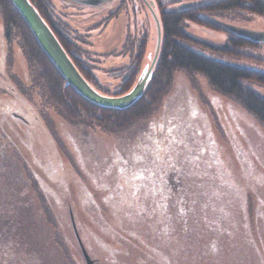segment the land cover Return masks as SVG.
I'll list each match as a JSON object with an SVG mask.
<instances>
[{
    "label": "rangeland",
    "instance_id": "1",
    "mask_svg": "<svg viewBox=\"0 0 264 264\" xmlns=\"http://www.w3.org/2000/svg\"><path fill=\"white\" fill-rule=\"evenodd\" d=\"M197 1L216 0H162L169 10ZM48 2L108 95L119 93L118 76L133 65L131 42L136 49L145 41L138 73L150 63L155 0L98 8ZM242 17L221 20L264 33V18ZM187 25L195 39L227 40L215 28ZM4 32L0 15V218L19 236L0 264H85L71 217L93 264H264V126L202 77L182 72L150 119L132 128L113 134L69 125L34 89L18 43ZM246 52L264 57V47ZM252 86L264 96V87Z\"/></svg>",
    "mask_w": 264,
    "mask_h": 264
},
{
    "label": "trees",
    "instance_id": "2",
    "mask_svg": "<svg viewBox=\"0 0 264 264\" xmlns=\"http://www.w3.org/2000/svg\"><path fill=\"white\" fill-rule=\"evenodd\" d=\"M155 1L159 8L161 27L158 58L152 78L142 97L123 111L95 106L80 97L71 87H66L64 79L42 52L9 0H0V15L6 39L10 42L9 37L12 36L16 40L30 66L34 89L46 98L49 106L69 125H79L88 130L100 129L113 134L132 128L150 119L170 91L173 75L182 72L191 78L202 77L214 92L237 104L264 126V96L257 93L252 86L255 84L264 87V69L235 62L247 59L264 65V57H252L246 52L248 48L259 49L264 47V44L251 41L218 26L221 22L228 24L223 22L222 18L234 21L243 18V14L264 18V0L197 1L179 3L172 10L166 8L170 3ZM29 2L48 25L83 78L101 94L112 96L98 86L89 70L84 67L81 61L82 51L59 28L62 24L53 20L48 0H29ZM188 22L207 25L222 31L226 34L227 40L221 45H213L195 39L186 32ZM62 28L67 31L64 25ZM144 47L145 41H142L136 49L131 42L130 47L126 49L129 53L135 52L134 62L127 74L122 75L121 72L118 76L121 78V86L119 93L114 96L123 95L131 89L135 77L139 74L138 66L144 54ZM40 197H43L42 194ZM42 204L47 221L55 227L49 207L45 201H42ZM12 225L13 222L7 217L0 218V252L4 250L7 253L15 248L10 240L13 241V237L19 234Z\"/></svg>",
    "mask_w": 264,
    "mask_h": 264
},
{
    "label": "water",
    "instance_id": "3",
    "mask_svg": "<svg viewBox=\"0 0 264 264\" xmlns=\"http://www.w3.org/2000/svg\"><path fill=\"white\" fill-rule=\"evenodd\" d=\"M9 1L32 33L42 52L64 79L66 87H71L80 97L95 106L118 111L128 109L142 97L152 78L153 68L156 64L161 44L160 21L155 17L154 14L152 15L156 24L157 41L152 57L150 54H148L149 58L151 57L150 63L143 65L135 83L128 92L119 96H107L98 92L83 78L67 53L60 45L55 35L52 33L48 25L39 15L35 7L29 2V0ZM149 4L153 5V2L150 1ZM218 26L223 30L230 31L254 42L264 41V33L255 32L228 24L220 23ZM71 222L82 256L85 260V264H93V261L89 258L80 242L72 217Z\"/></svg>",
    "mask_w": 264,
    "mask_h": 264
},
{
    "label": "flooded vegetation",
    "instance_id": "4",
    "mask_svg": "<svg viewBox=\"0 0 264 264\" xmlns=\"http://www.w3.org/2000/svg\"><path fill=\"white\" fill-rule=\"evenodd\" d=\"M71 1L74 2L73 4L85 5L90 8L105 7L111 4V0H71ZM11 115L16 120H19V121L24 122L25 124H28L27 120L23 118L20 114L12 112Z\"/></svg>",
    "mask_w": 264,
    "mask_h": 264
}]
</instances>
